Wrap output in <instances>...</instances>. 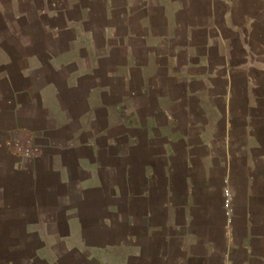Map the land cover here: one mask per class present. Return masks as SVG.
I'll use <instances>...</instances> for the list:
<instances>
[{
  "label": "crops",
  "instance_id": "obj_1",
  "mask_svg": "<svg viewBox=\"0 0 264 264\" xmlns=\"http://www.w3.org/2000/svg\"><path fill=\"white\" fill-rule=\"evenodd\" d=\"M85 1L0 8V264H264V0Z\"/></svg>",
  "mask_w": 264,
  "mask_h": 264
},
{
  "label": "rangeland",
  "instance_id": "obj_2",
  "mask_svg": "<svg viewBox=\"0 0 264 264\" xmlns=\"http://www.w3.org/2000/svg\"><path fill=\"white\" fill-rule=\"evenodd\" d=\"M150 1H153V3L152 4H157V2L155 1V0H130V1H128L129 3L127 4L126 3V1H123V3L121 4V5H119L118 7L117 6H115L113 9H111L110 10V13H108V16H109V20L107 21L108 22V24H112V23H114V24H119V28H115L114 29V32H119V33H122L121 35H123V33L125 32V30L124 29H122V28H120L121 27V22H120V20L122 21V22H124V25H125V27L127 26L128 28H129V33H131V28L128 26V24H129V20H130V18H125V16H126V12H125V9L126 10H131V9H137V11H138V13H136V16L134 15V13H129L130 14V17H133L134 19H136V20H143V19H148V17H149V14H147V13H145L144 11H140V8L137 6L138 4L140 5V6H144V5H146L147 7L146 8H148L149 7V2ZM202 1V2H201ZM9 0H0V8H2V7H4L5 5H9ZM86 2V4L88 5V7H90V6H93V7H95L94 8V12H93V18L91 17L90 19H91V21H93L94 22V24H93V31H94V33H96V35L98 36V39L100 38V32H101V30H102V26H104V20H103V18H104V15H105V13H104V6H103V1L102 0H93V1H88V0H86L85 1ZM102 2V3H101ZM192 2H196V4H198V5H207V4H209L210 3V0H192ZM211 2H212V0H211ZM125 3L127 4V5H125ZM5 4V5H4ZM187 4H189V2L187 3ZM211 4H213V3H211ZM110 9V8H109ZM143 9V8H142ZM156 9L157 10H155V12L154 13H152V16H153V18H155V20H156V22H157V26H158V28L160 27V26H162L163 25V15H162V13H161V11H159V7H156ZM144 10V9H143ZM136 11V12H137ZM140 11V12H139ZM150 13V12H149ZM16 17L17 16V14H12V13H5V12H2V11H0V42H2L5 38H11V37H15V36H28V35H30V33L31 32H33V33H35V30L36 29H33V28H30V27H28V25L31 23V20L30 19H36V14H33V13H29V14H27V16H26V18L25 19H22V18H19V19H17L18 20V22H19V24H18V22H17V25L16 26H18L17 27V29L16 28H14V29H11V26H12V19H13V17ZM38 16V15H37ZM39 20H41V22L43 21V18L44 17H41L40 15H39ZM125 18V19H124ZM140 18V19H139ZM45 19V18H44ZM16 20V19H15ZM44 23L46 22V23H48L47 22V20H44L43 21ZM111 26V25H110ZM18 31V32H17ZM17 32V33H16ZM42 33V32H41ZM42 35H43V33H42ZM45 35V37L47 36V33H45L44 34ZM257 37L258 36H256V37H254L255 39H257ZM7 46V45H6ZM12 47L14 48V46L12 45ZM145 50L144 49H142V54H144L145 52H144ZM142 62V61H141ZM153 62L154 61H150L149 63H147V65H146V69L144 70V72H148V74H146V76H145V78L144 79H146L145 81L147 82V81H152V74H155L154 73V69L155 68H153L151 65H150V63H152L153 64ZM142 63H146L145 62V60L142 62ZM157 70V74H159L160 72H162L161 71V69L159 70V68L158 69H156ZM253 74H254V78H255V80H256V83L259 85L260 83L261 84H263L264 82H263V80L261 79V77H260V73L259 72H253ZM240 74L238 73V75H237V77H236V80H238V83H239V81L242 79L240 76H239ZM149 76V77H148ZM159 78V77H158ZM121 84H123L120 80H118V81H116V82H114V85L115 86H121ZM131 84H133V85H135L134 83H131ZM130 85V84H129ZM222 85H223V82H222ZM194 104H195V102H194ZM177 111L180 113L181 112V114H182V117L180 116V118L181 119H183V113H185L184 111H182L180 108L179 109H177ZM112 133H114V134H116V133H118L117 132V130L116 129H113L112 130ZM35 144V143H34ZM34 146H37V147H39L40 148V146H38V145H34ZM40 153H41V150H40ZM37 156H35L34 158H36ZM32 158V157H31ZM226 189H229L228 187H226L225 188V190ZM225 190H224V195H225ZM230 190V189H229ZM230 192H231V190H230ZM231 196H232V193H231ZM232 201H233V196H232ZM232 201H231V206H232ZM224 202H225V200H224ZM231 206L228 208L226 205H225V207L228 209V212L231 210ZM141 215H142V212L140 213ZM111 218V217H110ZM175 244V243H174ZM176 244H178L177 242H176ZM176 244L174 245V246H176ZM175 254V253H174Z\"/></svg>",
  "mask_w": 264,
  "mask_h": 264
},
{
  "label": "built area",
  "instance_id": "obj_3",
  "mask_svg": "<svg viewBox=\"0 0 264 264\" xmlns=\"http://www.w3.org/2000/svg\"><path fill=\"white\" fill-rule=\"evenodd\" d=\"M28 142L31 143L30 140ZM40 150L41 149L39 147L31 145V146H28L27 148L19 146L16 151L19 152V154L22 156L31 158V157L39 156ZM231 201H232L231 192L229 189H226L225 190V205L228 208L231 206Z\"/></svg>",
  "mask_w": 264,
  "mask_h": 264
}]
</instances>
